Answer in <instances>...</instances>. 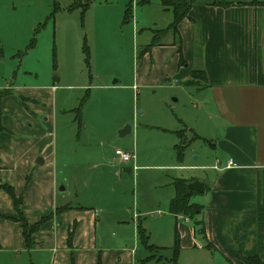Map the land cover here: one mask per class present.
<instances>
[{"label": "rangeland", "instance_id": "374dc122", "mask_svg": "<svg viewBox=\"0 0 264 264\" xmlns=\"http://www.w3.org/2000/svg\"><path fill=\"white\" fill-rule=\"evenodd\" d=\"M160 9L158 0H0V90L11 89L22 104L30 95L43 100L17 133L28 132L46 160L25 185L45 209L94 210V244L107 264L122 247L137 248L135 264H221L214 254L174 248L180 221L168 212L172 182L192 175L189 166L211 150L184 131L195 116L194 92L160 81L139 55L155 35L145 28L169 22ZM4 107L1 127L17 119L12 99ZM48 260L46 251L0 249V264Z\"/></svg>", "mask_w": 264, "mask_h": 264}, {"label": "crops", "instance_id": "0c3cea01", "mask_svg": "<svg viewBox=\"0 0 264 264\" xmlns=\"http://www.w3.org/2000/svg\"><path fill=\"white\" fill-rule=\"evenodd\" d=\"M132 1L136 5L137 0ZM222 1L235 5L219 7L213 6L212 0H195L174 34L167 29L171 11L158 0L169 22L158 29L145 28L155 33L156 40L141 56L148 72H155L160 81H171L194 92L195 116L184 131L189 132L191 141L201 140L211 150L209 158L189 166L192 175L179 178L201 182L203 192L190 195L189 204L198 208L193 220L169 213L174 221H180L175 225L178 247L214 254L221 264H244L243 258L253 256L264 263V5L260 4L264 0ZM151 41L152 34L145 46ZM192 71L201 72L198 80L191 79ZM3 90L7 94L0 103L4 109L12 99L15 108L10 113L15 111L17 119L6 118L1 127L15 134L0 131V186L10 187L21 197L19 209L28 226L48 218L31 234L29 249L20 225L0 219V249L46 251L48 262L39 264H70V258L74 264H95L97 256L101 264H107L105 253L96 251L94 244V210L52 204L45 209L42 199L27 189L28 177L46 160L35 150L36 143L28 132H21V137L17 133L24 130L30 108L34 110V104L43 100L30 95L22 97L28 101L22 104L10 95L11 89ZM180 132L172 131L177 137ZM36 157L40 165L35 163ZM200 157L198 154L194 159ZM172 188L168 205L174 196ZM195 194L197 201H191ZM0 215L17 218L10 197L1 188ZM194 221L202 223L204 239L196 233ZM136 250L115 249L112 264H135Z\"/></svg>", "mask_w": 264, "mask_h": 264}, {"label": "trees", "instance_id": "16d2710c", "mask_svg": "<svg viewBox=\"0 0 264 264\" xmlns=\"http://www.w3.org/2000/svg\"><path fill=\"white\" fill-rule=\"evenodd\" d=\"M194 1L195 0H160L162 7L165 10H170L172 14V20L167 27L168 30H171L175 34L177 23L186 16L187 11L189 10L190 6L194 3ZM148 2L149 0H137L136 4L145 5ZM211 4L213 6H219V7H228L231 5H235V4L224 2L222 0H212ZM239 4L241 3H236V5H239ZM260 4L264 5V3H260ZM155 40H156V37L155 35H153L152 41L142 49L139 55L141 56L145 54L146 52H148L149 49L155 44ZM179 63L180 64L182 63L181 58H179ZM193 73H197L198 75L201 74V72H198V71H192V74ZM6 94H7L6 90H0V99ZM1 130L2 128L0 126V131ZM184 182H187V181L179 180V179H176L173 181L172 185L174 188V196L169 202L168 212L174 216L181 215L190 220H193L194 216L196 215V210H198V208L192 204H189L188 201H189L190 195L193 192L185 191ZM0 188L10 197L12 201L13 209L17 214V218H9V217H4L0 215V219H7L10 221H14L20 225L21 236L23 238L24 245L26 249H29L31 245V240H30L31 234L35 233L39 229L41 224L48 217H42L37 222H35L33 225L28 226L25 219L22 217L20 213V209H19L20 204H21V197L14 195V192L10 187L2 185L0 186ZM193 226L195 228L196 233L201 235L202 238L204 239V231H203L202 223L194 221ZM137 231H138V235L140 237L141 243L145 245L146 236H144V233L141 229L137 228ZM71 234H72L71 231H69L67 234L66 244L68 247L70 245ZM177 245H178V236H177V232L175 231L174 248H176ZM147 248H149V246H147ZM242 260L244 264H264L256 256L243 258ZM70 264H74L72 258H70ZM95 264H101L99 256H97Z\"/></svg>", "mask_w": 264, "mask_h": 264}, {"label": "water", "instance_id": "95a60500", "mask_svg": "<svg viewBox=\"0 0 264 264\" xmlns=\"http://www.w3.org/2000/svg\"><path fill=\"white\" fill-rule=\"evenodd\" d=\"M115 81H113L114 83ZM130 132V128L127 126L119 132V136H123L124 134H128ZM36 164L40 165L41 161H35ZM184 188L186 192H195L202 193L203 185L201 182L194 180L192 182H184Z\"/></svg>", "mask_w": 264, "mask_h": 264}, {"label": "built area", "instance_id": "2783aa9c", "mask_svg": "<svg viewBox=\"0 0 264 264\" xmlns=\"http://www.w3.org/2000/svg\"><path fill=\"white\" fill-rule=\"evenodd\" d=\"M115 154L117 155V157L119 158V160L122 162V163H128L129 160L131 159V155H129L128 153H125V152H122V151H119V150H116L115 151ZM230 161H228V165H230ZM227 165V166H228Z\"/></svg>", "mask_w": 264, "mask_h": 264}]
</instances>
